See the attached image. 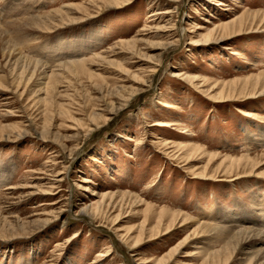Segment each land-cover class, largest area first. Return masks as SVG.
Wrapping results in <instances>:
<instances>
[{
	"label": "rangeland",
	"instance_id": "rangeland-1",
	"mask_svg": "<svg viewBox=\"0 0 264 264\" xmlns=\"http://www.w3.org/2000/svg\"><path fill=\"white\" fill-rule=\"evenodd\" d=\"M263 13L264 0H0L5 29L54 17L50 30L22 33L35 35L30 58L53 69L86 62L55 87L43 75L18 88L0 67V264H212L224 242L190 223L147 231L134 248L161 210L264 229V95L240 94L264 84V29H247ZM222 93L235 96L210 99ZM247 157L259 175L224 174ZM248 242L229 264L264 255V243Z\"/></svg>",
	"mask_w": 264,
	"mask_h": 264
},
{
	"label": "bare ground",
	"instance_id": "bare-ground-1",
	"mask_svg": "<svg viewBox=\"0 0 264 264\" xmlns=\"http://www.w3.org/2000/svg\"><path fill=\"white\" fill-rule=\"evenodd\" d=\"M72 8L73 7L67 8L68 10H66V11H63L61 9V11H59L57 13L61 14L62 16L67 15V11H71ZM166 14H172V11L169 10L168 12H166ZM53 18L54 17H52V15H49L46 17L45 16H42V17L39 16V18H35L34 20H29L28 22L23 21L24 23H20V24L15 23L14 25L12 24L11 29H5V27L0 26V67H2V65L5 67H9V65H10L9 68H10V73H12L11 75L14 77H17L16 82L19 84L18 88L22 85L23 82H24V85L27 82L28 83V84H26V86H27V85H29V82H31L35 77L43 76V75H45V78L49 82V85H52L55 87L58 80L60 79V76H61L60 73L62 71L64 72L67 69H70V71H76V70H84L86 68L85 60L77 59L78 57L75 60H72L70 62L61 63L60 65L55 66V68L57 67L56 69L55 68L53 69V67H48L45 64H43L37 60H33L28 55H26L25 51H26V48H28L27 44L28 45L30 44L29 46H32V42L34 41L33 39H34L35 35L32 36L33 37L32 39L28 38L27 40H24L27 37L24 36L25 34L23 36H21L22 33L24 31L29 30V29L37 30L40 32H42V31L46 32V31L50 30V28H51L47 24V22ZM250 25L251 26H249V28H247V29H249V31H253L255 29H257V30L258 29H264V13L262 15H260V17L255 15V18H253V23ZM244 30H245V28L241 27L240 30L234 31V33L236 32L235 34L240 35L243 33ZM170 31H174V29H172ZM28 33H30V32H28ZM32 34H34V33H32ZM40 34H36V35H40ZM29 37H30V34H29ZM37 37H39V36H37ZM41 37H43V36H41ZM204 42H207V41H204ZM196 43H199V42L197 41ZM102 56L100 58H102ZM158 68H159V66H156V65L151 67L150 68V72H151L150 74L156 73ZM3 78H4L3 76H0V87H2L1 82L3 81ZM186 79L191 84H194V81H195L194 78H190V77L186 76ZM147 86H148V84H145L144 86H140L138 92H140V94L147 92V90L145 89ZM208 93H210V92L208 91L207 94ZM240 94H244L243 95L244 97L250 96V98L255 97V96H262V95H264V84L263 83H261V84L257 83L255 88H253V90H251L249 92H241ZM131 96H133V95H131ZM234 96L235 95H228L226 97L222 93L219 96H210L211 97L210 99L215 101V102L220 103L223 101H228L231 97H234ZM130 101H131L130 99H125L124 101H122L123 103H121V107H120L119 111H124L125 109H127L129 107ZM111 120H112V118L109 117L107 121H111ZM180 125L181 124H174L172 122H159V123H157V126H159L160 128H165V129H172L175 126L180 128ZM169 157H170V155H169ZM244 159L245 160L241 159V160L237 161L236 163L232 162V164H231L232 166L228 167L226 165L227 167H226V171L224 174L225 175L230 174L234 167H235V170H236V167L238 170L243 167L244 171L251 169L250 174L245 175V177L250 176V175L252 176L255 173H258L257 175H259L260 173L257 172L258 170L255 169V166L253 165L254 162H252V161H254V160L253 159L251 160V158H249V157L244 158ZM222 161L225 162V160H222ZM207 170L208 169H206L204 171H200L196 174H197V176L201 177L202 179H207L209 176L207 173ZM238 176H240V175H238ZM210 178H215V176H210ZM59 182H62V180H59ZM76 186L78 188L81 187L78 183H76ZM11 189H15V188H11ZM42 195H50V193L47 191H44L42 193ZM104 197L106 198V196H104ZM126 202H125V200H122V201H120V205L126 206V204H128ZM142 202L143 201L136 200V201H134V204L135 203L139 204ZM255 205L256 206H263L257 201H255ZM148 206H149L148 207L149 210L154 208L149 204H148ZM100 209H101L100 206L94 207L93 209L91 207L88 208V210H91L92 213H94L92 215L93 217L99 216V213L101 212ZM86 212H87V206L84 207V209L80 210L79 213L87 214ZM151 212H152V210H151ZM173 213H174V211H173ZM157 214H158L157 226H155L152 229L147 230V229H145V224H143L142 234L140 236L139 241L134 242V244H133L134 248L139 247V245L143 241L142 237L147 231L151 234L150 235L151 237H154V236L158 237L160 234L163 233V231H165L163 234V236H164V235L171 234V232L175 228V225L179 224V223H181L182 226H184L188 223L196 225L197 226L196 232L198 235L202 234V235L211 236V237H214L215 239H218L219 240L218 242H221V243L224 242L223 250L214 253V255L211 254L213 257H210L211 255L205 254V255L210 257V258L208 257V259H207L208 262L210 260L213 261L212 264H229V263H231V261L234 259L235 255L239 252V250L243 249V251H244V249H246V245L249 243L248 242L249 240L256 239L258 241V243H261V244L264 243V241L261 240V238L264 239V229H260L261 228L260 225H258L254 221L250 222V221L245 220V219L236 220V221L232 220L231 221L230 219H228V217L225 218L226 216L225 217H222V216L221 217L220 216L211 217L210 214H209V216H207L206 213H202L199 219H194V218L190 217L189 214H184V213H180V212L177 214H172V213L168 212L167 210H161ZM155 216L157 217L156 214H155ZM165 219H168L169 221L165 222ZM227 221H229V222H227ZM235 222H239L241 224H244L246 222L249 227L247 226L245 228L239 229L241 226H237L236 224H239V223H235ZM218 244H220V243H218ZM252 248H255V247L252 245ZM252 250H254V249H252ZM197 251H200V250H197ZM252 252H253L252 254H249V253L246 254V257L244 256L245 258L243 257L244 261L242 264H264V255H262L261 252L253 255L255 253V251H252ZM197 254L200 255L201 252H197ZM107 255H108V253H107ZM195 255H196V253H195ZM105 256H103V257H105Z\"/></svg>",
	"mask_w": 264,
	"mask_h": 264
}]
</instances>
